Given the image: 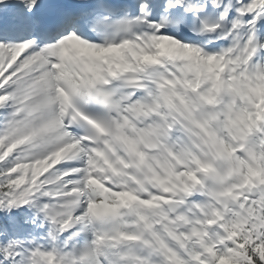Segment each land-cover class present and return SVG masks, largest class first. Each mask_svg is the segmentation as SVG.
I'll use <instances>...</instances> for the list:
<instances>
[{
	"label": "snow or ice",
	"instance_id": "1",
	"mask_svg": "<svg viewBox=\"0 0 264 264\" xmlns=\"http://www.w3.org/2000/svg\"><path fill=\"white\" fill-rule=\"evenodd\" d=\"M0 264H264V0H0Z\"/></svg>",
	"mask_w": 264,
	"mask_h": 264
}]
</instances>
